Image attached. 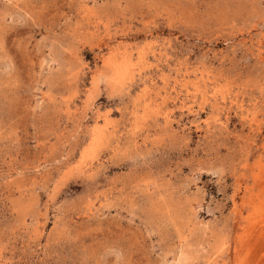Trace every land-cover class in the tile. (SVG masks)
Returning a JSON list of instances; mask_svg holds the SVG:
<instances>
[{
	"label": "rangeland",
	"instance_id": "obj_1",
	"mask_svg": "<svg viewBox=\"0 0 264 264\" xmlns=\"http://www.w3.org/2000/svg\"><path fill=\"white\" fill-rule=\"evenodd\" d=\"M0 264H264V0H0Z\"/></svg>",
	"mask_w": 264,
	"mask_h": 264
}]
</instances>
